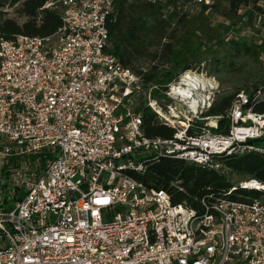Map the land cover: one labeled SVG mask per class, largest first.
<instances>
[{"label": "built area", "instance_id": "1", "mask_svg": "<svg viewBox=\"0 0 264 264\" xmlns=\"http://www.w3.org/2000/svg\"><path fill=\"white\" fill-rule=\"evenodd\" d=\"M117 1L47 0L39 14L61 17L55 36L0 43V264H264V196L200 215L128 176L163 158L222 171L217 158L264 157L249 143L264 138V115L244 112L242 93L229 136L213 133L220 118L199 128L213 101L200 87L178 92L198 80L191 71L156 98L107 52ZM139 107L173 138H147ZM239 188L264 193L256 181Z\"/></svg>", "mask_w": 264, "mask_h": 264}, {"label": "trees", "instance_id": "2", "mask_svg": "<svg viewBox=\"0 0 264 264\" xmlns=\"http://www.w3.org/2000/svg\"><path fill=\"white\" fill-rule=\"evenodd\" d=\"M47 0H0V43L14 41L17 37L49 38L62 28L61 17L54 12L39 14ZM193 3V0H118L108 22L107 52L114 55L124 68L142 78L146 86H157L154 96L164 97L169 85L186 72L201 66L206 57L220 52L224 46L232 48L235 57L259 59L264 57V44L248 46L235 37L227 39L245 18H256L264 24V0H213V5L199 6V11L189 15L171 10L175 4ZM18 7L17 13L24 21L19 23L8 17V10ZM176 8V6H175ZM241 11H246L244 15ZM221 18L222 22L216 21ZM217 60H215L216 62ZM171 66L168 70L165 67ZM264 84V82H263ZM264 86L248 94L249 103L244 112L264 115ZM239 94L219 97L203 116L220 118L214 134L229 136L232 123L229 113ZM143 119V130L149 139L171 140L174 130L162 123L148 108L136 109ZM251 125V123H249ZM204 124L198 123L199 128ZM264 146V138L249 142ZM222 171L211 167H196L182 161L163 158L148 164L143 174L128 172V176L149 190L164 191L174 206L184 205L200 215L206 213L221 199L251 203L264 196L262 191L241 189L239 184L256 181L264 185V157L245 153L233 157L217 158ZM6 169L2 171L5 175ZM225 171L244 181L233 184ZM233 189L235 191L228 195Z\"/></svg>", "mask_w": 264, "mask_h": 264}, {"label": "rangeland", "instance_id": "3", "mask_svg": "<svg viewBox=\"0 0 264 264\" xmlns=\"http://www.w3.org/2000/svg\"><path fill=\"white\" fill-rule=\"evenodd\" d=\"M175 6L173 5L171 10H177L179 13L192 15L199 11V6L194 3L186 2L183 5L178 3ZM17 10L18 7L8 10V17L21 23L24 19L19 17ZM245 13L246 11H241L240 14L244 15ZM216 21L222 22L219 17L216 18ZM232 37H235L241 44L261 46L264 44V24L263 22L259 23L256 18L252 21H248V18H245L227 39L229 38L230 40ZM215 60L217 61L215 62ZM165 68L169 70L171 66H166ZM192 73L208 85L206 89L200 91V100L202 98L207 100L211 98V101L215 102L219 97L223 96L242 93L248 95L252 93L254 88L264 86V57L259 59L237 58L232 48L226 45L220 49L219 53L206 57L205 62L201 66L195 67ZM201 121L204 125L214 124L213 120L204 119L203 117ZM249 123L250 121H247L246 125ZM239 124L241 125L242 121ZM3 163L4 159L0 157V172ZM225 176L235 185L244 181V179L231 175L226 171Z\"/></svg>", "mask_w": 264, "mask_h": 264}, {"label": "bare ground", "instance_id": "4", "mask_svg": "<svg viewBox=\"0 0 264 264\" xmlns=\"http://www.w3.org/2000/svg\"><path fill=\"white\" fill-rule=\"evenodd\" d=\"M195 88H199L201 90L206 89L208 85L204 83L202 80H194L192 77L184 80L182 87L179 88L178 92L183 96H188L189 92ZM211 88V87H210ZM212 89V88H211ZM206 91V90H205ZM207 101L206 98H202L201 102ZM239 136V135H238Z\"/></svg>", "mask_w": 264, "mask_h": 264}]
</instances>
